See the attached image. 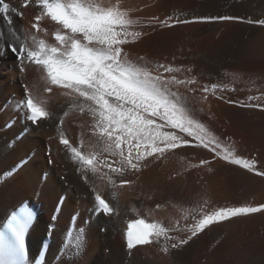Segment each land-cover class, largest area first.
<instances>
[{
  "label": "bare ground",
  "instance_id": "obj_1",
  "mask_svg": "<svg viewBox=\"0 0 264 264\" xmlns=\"http://www.w3.org/2000/svg\"><path fill=\"white\" fill-rule=\"evenodd\" d=\"M107 1L91 0L98 5ZM113 1L122 11V0ZM131 1L128 6L147 10L145 15L151 17L147 24L153 27L135 42L143 45L145 51L125 49L122 59L134 67L144 63L143 55H150L153 65L162 62L167 74L163 87L169 94H176L175 101L184 108L185 115L203 124L210 139L218 140L222 155L252 161L254 169L229 163L209 149L188 146L140 161L139 171L129 170L123 177H117L102 162L94 163L98 173H87V180H83V170L77 171L71 154L60 143L62 133L75 147H81L83 141L85 154L96 153L112 167L121 166L120 157L105 150L99 130L94 129L96 121L90 112L80 111L82 105L75 99V93L65 95L70 90L52 86L40 66L26 64L24 71L20 70L7 43L25 40V30L39 14L35 7H28L23 9V18L11 13L0 16V227L21 204L37 206L39 214L28 235L31 257L26 264H32L49 236L53 240L44 264H264V211L209 225L188 244L177 249L169 247L167 252L163 251L161 241L136 246L129 254L124 236L127 223L133 218L145 217L170 228L178 224L186 229L204 213L220 208L264 205V175L257 174L264 172V25L257 23L264 20V0H149L139 5L140 0ZM177 1L186 5L172 8L171 4ZM6 2L16 6L21 0ZM222 16L239 19H197ZM169 17L190 22L156 28L161 19L172 24ZM41 28L46 31L37 33L38 38L50 45L59 26L44 18ZM169 66L174 71L166 72L165 67ZM174 74L185 81L188 89L185 83L182 86L186 92L174 90L176 85L171 80ZM250 82L253 84L249 85ZM214 84L218 86L215 94L211 87ZM49 87L53 89L51 93L46 91ZM189 93L198 101L194 102ZM26 96L52 113L51 118L38 124L28 123L27 130L25 123H21V111L17 112L12 104L15 100L17 105ZM245 103L260 107L242 106ZM197 104H202L205 110ZM12 119L14 125L6 128L5 124ZM155 119L163 123L159 117ZM240 138L242 141H238ZM161 175L162 178L158 177ZM197 175L200 179L207 177L208 194L196 193ZM109 177L117 181L111 190ZM121 179L128 183L121 186ZM95 192L106 196L116 207L115 215L93 216ZM224 193L234 197L220 198ZM255 193L260 199L253 204L249 199ZM204 195L211 198L212 208L205 203L208 196ZM190 210L194 212L191 216ZM73 216H77L75 222ZM239 221L247 222L246 226L222 231ZM50 224H57L51 234ZM69 228L74 235L83 236L78 253L74 248L61 252ZM171 235L186 239L191 232L182 230ZM68 252L73 253L71 259Z\"/></svg>",
  "mask_w": 264,
  "mask_h": 264
},
{
  "label": "snow or ice",
  "instance_id": "obj_2",
  "mask_svg": "<svg viewBox=\"0 0 264 264\" xmlns=\"http://www.w3.org/2000/svg\"><path fill=\"white\" fill-rule=\"evenodd\" d=\"M35 7L39 14L34 22L25 30V40H13L7 43V48L14 55L20 70L23 72L26 64H35L42 67L49 83L57 88L70 90L65 95L76 94L75 99L80 101V111L90 112L96 121L94 129H98L106 145L105 150L112 155H119L120 167H112L107 160H100L96 153L85 154L83 141L81 147L73 146L61 134L60 143L71 154L77 171H81V178L87 180V173L96 175L97 167L94 163L102 162L111 168L117 177H123L127 171H139V162L154 155H163L165 152L182 147H201L215 152L217 156L228 160L229 163L253 170L254 162L239 157H230L221 154L220 145L215 138H209L207 129L201 123L185 115L182 106L175 101V93L169 94L159 81L160 76H152L146 69L134 67L130 62L122 59L124 55L121 45L127 43V37L139 38L141 33L129 32L130 25L135 23L126 18V13L114 7H102L91 0H21L16 6L6 0H0V16L15 14L23 18L24 8ZM50 19L59 30L54 32L57 45H49L44 39H39L37 33L46 29L41 28V21ZM202 21L233 20L239 17H199ZM172 24H187L190 21L169 17ZM11 22V21H9ZM252 23V21H248ZM160 26L168 28L172 24L161 21ZM264 25V20L257 21ZM123 37V38H122ZM161 67H164L163 65ZM166 72H172V67H165ZM179 71V69H175ZM172 80L176 83L185 81ZM192 81H188L191 83ZM213 94L217 85H212ZM52 87L46 89L52 92ZM208 91V87L204 88ZM171 95V99L169 96ZM222 98V97H221ZM249 100L254 98L249 97ZM232 103V101H229ZM87 105V107H84ZM244 107H260L256 103H245ZM16 108L21 111V123L38 124L42 120L51 118L52 113L46 110L31 96H26ZM67 115V112L64 113ZM159 117L163 123H157ZM15 120H9L6 128L14 125ZM63 119L61 118V124ZM195 140V143H193ZM127 153L125 152V147ZM202 164L208 161H201ZM264 175V172H258ZM117 181L109 177V190L116 186ZM128 181L121 179L120 185ZM92 207L93 216L104 215L112 217L116 214V207L99 192L94 194ZM63 198H61L62 200ZM159 207V205H157ZM59 210V209H57ZM264 211V205L257 207L220 208L212 213H204L196 223L181 229L170 228L158 221L149 222L145 217L133 218L128 221L124 229L129 254L138 245L163 241V251L169 247L181 248L188 244L192 237L203 232L209 225L228 220L232 217ZM34 214L26 206H21L7 219L6 231L0 233V241L5 243V257L0 258V264H24L25 233L33 223ZM53 221L56 216L52 217ZM77 216H73L75 222ZM185 219H188L185 216ZM54 225H49V233ZM187 230L191 235L181 239L171 233ZM83 233V229L79 230ZM83 236L73 233L69 228L67 238L61 252L74 248L79 252ZM73 253L68 252L69 259Z\"/></svg>",
  "mask_w": 264,
  "mask_h": 264
},
{
  "label": "rangeland",
  "instance_id": "obj_3",
  "mask_svg": "<svg viewBox=\"0 0 264 264\" xmlns=\"http://www.w3.org/2000/svg\"><path fill=\"white\" fill-rule=\"evenodd\" d=\"M124 1H125V3H124ZM149 0H140V1H138V5L139 4H142V3H146V2H148ZM181 1H177V2H173L172 4H171V7L172 8H175V7H182L183 5L185 6L186 5V3H180ZM103 3V2H102ZM130 3H132V1L131 0H122V12H124V13H126V18L127 19H129V20H131V21H134L135 23H133L132 25H130L129 26V28H128V31L129 32H132V33H135V32H139V33H141V36L145 33L144 31L146 30V29H150L149 27H153V26H151V24H147L148 23V20L151 18L149 15H145V12L147 11H142V9H144L143 7H132V5L131 6H128V5H130ZM100 6H102V7H105V8H108V7H114V8H117L118 7V3L116 2H114L113 0H109V1H107L106 3L104 2L103 4H101ZM143 6V5H142ZM145 6V5H144ZM128 7V8H127ZM131 7V8H130ZM141 8V9H140ZM147 8V7H146ZM141 10V11H140ZM127 11V12H126ZM147 16H149V17H147ZM162 21V19L161 20H159L158 21V24H156V28L158 29L159 27H160V23L159 22H161ZM148 25V26H147ZM174 25H176V24H172V26L171 27H169V28H173L174 27ZM137 26V27H136ZM146 26V27H145ZM132 29V30H131ZM131 30V31H130ZM147 30V31H148ZM140 36V37H141ZM139 37V38H140ZM123 38V37H122ZM139 38H134L133 36H128L126 39H127V43H125V44H123L122 45V49H123V51L125 50V49H131V48H134L137 52L139 51V52H141V53H143L144 51H145V47L143 46V45H136V41L139 39ZM142 41H144L143 39H142ZM129 43H131V44H129ZM50 45H53V46H55V45H57V42H55V41H53V42H50ZM129 45H131L130 47H129ZM149 58V59H148ZM141 60H142V62H144V63H142V64H140V65H137V66H135V67H138V68H142V69H146L147 71H149L150 73H151V75L152 76H160L161 77V80L159 81V83H161L162 84V86H164V81L166 80V77H167V74L163 71V68L161 67L162 65H163V63L162 62H158V64L157 65H153L152 64V60H151V58H150V55L148 56H141ZM157 74V75H156ZM175 75V78H176V80H178V81H181V79L180 78H177L178 76H180V75H178L177 76V74H174ZM171 80H172V78H171ZM173 85H176V87H179V88H174V86H173V88H174V90L175 91H185L186 92V90H184V87H186L187 88V85H186V83H185V85H184V87L182 86L184 83H176V82H174L173 81ZM251 84H253V82H250V84L249 85H251ZM180 85V86H179ZM248 85V86H249ZM185 88V89H186ZM183 89V90H182ZM188 89V88H187ZM198 89V88H197ZM172 91H173V89H172ZM199 91H202L201 89H199ZM198 91V92H199ZM188 92V91H187ZM188 95V94H187ZM192 100H195V98H194V96H193V94L192 95H190V93H189V95H188ZM198 100L196 99L194 102H197ZM16 102H15V100L12 102V104H13V106H16V104H15ZM199 104V103H198ZM197 104V105H198ZM202 105V104H201ZM199 106L198 105V107H200L201 109H204L203 108V106ZM205 110V109H204ZM16 111H17V108H16ZM18 112V111H17ZM206 112H210V111H206ZM234 139L235 138H233V140H232V142H234ZM231 140V139H230ZM236 141V140H235ZM238 141H242V139L240 138V139H238ZM190 173V172H189ZM167 175L165 174V177H166ZM158 177H160V178H162L163 176L161 175V176H158ZM197 177H198V175H197ZM200 177V176H199ZM196 178V179H199V181H198V186H199V189H198V191L196 192L198 195H203V193L204 194H206L205 192H207V194L209 193L208 191H209V185H208V183L209 182H207L208 181V179L206 180L205 178H207V177H205V178ZM159 178V179H160ZM207 182V183H206ZM206 189L208 190V191H206ZM256 194V196H254V195H252V198H250L249 199V201L251 202V203H253L254 204V202H255V200L256 201H258L259 199H260V196L257 194V193H255ZM231 195V194H230ZM228 193H224V194H222L221 195V197L220 198H222V199H230V198H233L234 196H230ZM236 195V194H235ZM206 196H208V195H206ZM206 196L204 195V197L206 198ZM207 198H209V196L207 197ZM205 199V200H207L208 202H205V203H213V202H211L212 200H211V198H209V199ZM258 199V200H257ZM209 203V204H210ZM256 203V202H255ZM211 204H210V208H212V206H211ZM39 205V204H38ZM209 208V209H210ZM212 210V209H211ZM191 211V212H190ZM189 211V216H191L193 213H192V210H190ZM262 212V211H261ZM257 214H259V212H257V213H249V214H246V215H248V216H244V215H241L240 217H250L251 215H257ZM250 215V216H249ZM50 217H51V215H50ZM235 218H239V216H237V217H235ZM225 221H222V223H224ZM241 223H242V226H239V225H241ZM245 223H247V222H242V221H239V222H233L232 224H230L231 226H227V227H225V228H222V231L225 233V232H228V230L229 229H232L233 227L234 228H236V229H241V227H244V225H245ZM244 224V225H243ZM53 225H55L54 226V229H56L57 228V224H53ZM246 226V225H245ZM231 227V228H230ZM116 238H117V240L119 241V237L118 236H116ZM120 243H121V241H119ZM246 252H244V254H245Z\"/></svg>",
  "mask_w": 264,
  "mask_h": 264
}]
</instances>
